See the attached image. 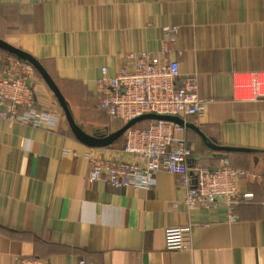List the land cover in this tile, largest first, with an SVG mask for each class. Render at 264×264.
Returning a JSON list of instances; mask_svg holds the SVG:
<instances>
[{
  "label": "crops",
  "instance_id": "crops-1",
  "mask_svg": "<svg viewBox=\"0 0 264 264\" xmlns=\"http://www.w3.org/2000/svg\"><path fill=\"white\" fill-rule=\"evenodd\" d=\"M167 26L179 27L170 58L198 75L207 101L201 117L182 119L208 143L252 150L215 151L186 128L177 137L193 149L191 166L227 158L254 173L238 182L252 200L189 209L186 188L165 171L150 191L89 182L88 154L123 160L125 137L82 144L35 70L34 106L58 120L34 128L0 119V264H264V0H0V40L42 64L88 134L115 132L96 99L102 69L114 76L126 54L160 52ZM11 58L0 49V73ZM186 226L189 249L168 251L166 230Z\"/></svg>",
  "mask_w": 264,
  "mask_h": 264
},
{
  "label": "built area",
  "instance_id": "built-area-1",
  "mask_svg": "<svg viewBox=\"0 0 264 264\" xmlns=\"http://www.w3.org/2000/svg\"><path fill=\"white\" fill-rule=\"evenodd\" d=\"M179 32L177 26L163 29L160 52L128 53L118 73L110 76L107 69L95 84L98 108L111 122L126 124L147 114L193 117L205 112L207 101L199 95L196 74H182L178 60L170 58ZM34 67L18 58L8 59L0 73V119L34 128H54L57 115L40 113L33 96ZM23 107L20 111L19 107ZM184 126L153 120L146 128L132 127L125 133L122 152L127 158H101L88 154V181L102 182L114 189L141 188L147 191L156 186V175L165 171L177 177L186 188L182 204L205 210L227 204L231 211L239 203L252 200L253 194L240 195L241 179L257 178L248 171L235 169L227 159L215 167H194L189 164L193 149L186 139L177 137ZM231 221L236 217L232 214ZM191 227H173L165 232L168 251H184L190 246ZM17 264H49L44 260L20 258ZM76 264H91L85 259Z\"/></svg>",
  "mask_w": 264,
  "mask_h": 264
},
{
  "label": "water",
  "instance_id": "water-1",
  "mask_svg": "<svg viewBox=\"0 0 264 264\" xmlns=\"http://www.w3.org/2000/svg\"><path fill=\"white\" fill-rule=\"evenodd\" d=\"M0 49L8 52L9 54L15 56L16 58L20 60L28 62L34 67V69L39 73V75L42 77V79L47 84L50 91L54 94V96L58 100V103L63 109L66 119L68 121V124L70 126V129L75 135L76 139L89 148H104V147L111 146L115 142H117L120 138H122L129 129H131L132 127L136 126L137 124L141 122L153 121V120H164V121H168V122H172V123L184 126L185 128H190V129L195 130L203 138L207 146L215 151H224V152H229V151L251 152L252 151L249 149H236V148H230V147H222V146L216 145L215 143H208L206 140V137L200 132V130L196 126L186 122L184 119L177 117V116H161V115H156V114H147V115H143L141 117H138V118H135L129 121L121 129L113 133L108 134V133L95 132L93 134H88L83 130V128L80 125H78L75 122L68 102L62 95L56 83L53 81V79L50 77V75L47 73V71L44 69L42 64L37 59H35L31 55L19 49H16L6 44L2 40H0Z\"/></svg>",
  "mask_w": 264,
  "mask_h": 264
},
{
  "label": "trees",
  "instance_id": "trees-1",
  "mask_svg": "<svg viewBox=\"0 0 264 264\" xmlns=\"http://www.w3.org/2000/svg\"><path fill=\"white\" fill-rule=\"evenodd\" d=\"M11 56H12V57H15V56H13V55H11ZM15 58H16V57H15ZM150 122H152V121L141 122V123L137 124L136 127L146 128V127L149 126ZM111 123H113L114 127H116L117 130L121 129V128L126 124L125 122H121V121H115V122H111ZM123 137H125V135H124ZM120 139H121V138H120ZM192 157H193V156H192ZM192 157H191V158H192ZM225 159H227V158H225ZM227 160H228V159H227ZM228 161H229V160H228ZM229 163H230V161H229ZM189 164L191 165V159L189 160ZM230 166L233 167V166L231 165V163H230ZM194 167H195V165H194ZM196 167H197V166H196ZM233 168H235V167H233ZM235 169H237V168H235Z\"/></svg>",
  "mask_w": 264,
  "mask_h": 264
},
{
  "label": "rangeland",
  "instance_id": "rangeland-1",
  "mask_svg": "<svg viewBox=\"0 0 264 264\" xmlns=\"http://www.w3.org/2000/svg\"><path fill=\"white\" fill-rule=\"evenodd\" d=\"M105 124H106V126L109 127V129L111 131H117V129H116V127H114L113 123H111V122L108 121V122H105Z\"/></svg>",
  "mask_w": 264,
  "mask_h": 264
}]
</instances>
